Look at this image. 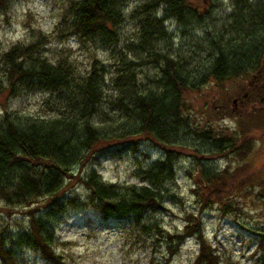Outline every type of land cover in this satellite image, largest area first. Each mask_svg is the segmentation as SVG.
I'll return each instance as SVG.
<instances>
[{
  "label": "trees",
  "instance_id": "obj_1",
  "mask_svg": "<svg viewBox=\"0 0 264 264\" xmlns=\"http://www.w3.org/2000/svg\"><path fill=\"white\" fill-rule=\"evenodd\" d=\"M65 1L51 32H56L60 41L73 37L77 43L85 40L116 43L118 27L126 16L123 13L125 0ZM231 2L238 14L228 16L229 22L218 33L208 31L206 42L199 48L210 60L200 68L191 66V58L195 56L191 48L186 54L172 56L160 50L157 40L166 35L163 25L166 16L181 25L198 24L203 22L206 13L202 11L203 7L198 3L191 4L190 0H146L131 10L129 17L135 21L136 34L127 43L131 47L127 45L126 51L132 52L143 63L150 62L157 67L152 87H142L134 68L137 62L118 51L117 63L109 78L110 92H104V71L97 59L91 58L86 73L79 76L67 56L57 53L48 60L41 55V47L48 35L45 32L38 31L26 43H13L3 50L0 68L4 84L0 81V93L6 90L8 95H15L19 86L28 90L38 87L44 92L65 90L74 101H68V111L65 109L56 116L37 118L24 125L16 124L8 110L2 109L0 201L7 216L10 208L25 207L27 226L15 234L1 226L0 262L13 264L12 248L24 245L49 264H62L61 255L52 246L54 233L50 220L67 203L92 208L106 217H127L149 229L143 220L145 213L163 207L164 191L175 185L173 164L185 152L188 138L194 137L201 149L205 145L206 153L217 151L223 156L239 159L248 153L251 137L247 131L255 123L237 118L238 134L216 133L209 126H191L190 119L183 113L187 108L184 99L191 88H199L197 83L212 78L219 88L228 82L239 87L264 63V0ZM7 3L8 0H0V10L6 9ZM159 8L163 12L160 17L156 15ZM191 71L200 78L193 79ZM104 103H110L118 117H100L101 122L95 125L92 117L103 114L100 109ZM209 111L211 113L207 115L212 119L232 116L227 98L213 103ZM141 136L158 145L163 152L159 159L139 170L140 184L105 181L93 167L81 171L85 160L94 162L97 155L107 152L112 144L123 148L133 144L135 149ZM187 149L197 156L205 153L191 143ZM197 168L201 170L200 179L205 190L198 195L202 201L200 209L214 199L224 198L236 184L234 171H228L227 167L207 169L199 163ZM71 179L85 189L81 202L75 201L74 197L66 202L61 200ZM192 191L196 192V189ZM41 198L48 202L45 206L42 204L41 214H36ZM228 207L229 204L224 208ZM222 210L225 214L226 210ZM182 218L179 231L168 232L157 224L152 225L156 239L165 244L164 264L176 255L178 245L188 236L198 242L192 264H229L203 236L202 224L191 211H186ZM253 233L258 237L259 247H264V228Z\"/></svg>",
  "mask_w": 264,
  "mask_h": 264
},
{
  "label": "rangeland",
  "instance_id": "obj_2",
  "mask_svg": "<svg viewBox=\"0 0 264 264\" xmlns=\"http://www.w3.org/2000/svg\"><path fill=\"white\" fill-rule=\"evenodd\" d=\"M145 1L125 0L123 13L126 16L118 27L116 43L108 44L107 40H104L102 44L97 40L77 43L73 37L60 41V37H56V32L51 33L65 5V0H8L6 9L0 10V54L13 43H26L35 34L37 35L38 31L45 32L48 35L41 47V55H45L48 60H52L57 53L67 56L79 76L86 73L91 58L97 59V64L104 71V92H110L109 78L117 63L118 51L126 53L131 60L137 62L134 68L137 70L138 82L142 87H152L153 80L157 76V67L150 62L143 63L138 57L136 59L132 52L126 51L127 43L136 34L135 21L129 17L130 12L136 5ZM190 3H198L203 7L202 11L206 12L203 22L181 25L174 18L166 16L163 19L166 35L157 42L161 51L172 56L186 54L191 48L195 51V56L191 58V66L200 68L210 60L209 56H203L199 48L200 44L203 46L206 42L208 31L218 33L229 22L228 16L234 17L238 13L232 7L231 0H190ZM162 13L160 8L156 11L158 17L162 16ZM190 73L193 79L200 78L196 72ZM0 81L4 84L1 68ZM240 86L224 83L225 91L223 87L219 88L212 78L197 83L199 88L195 90L191 88L184 99L187 106L186 111L183 112L184 116L190 119L191 126L205 125L216 133L227 131L238 134L237 118L247 119L252 123L255 116L252 117L251 113L254 114L257 109L255 106L254 109H250V104L241 103L242 101L237 99V107L232 111L231 117L212 119L208 115L211 113L209 108L213 103L218 104L226 98L229 108H232L231 99L236 98V92L238 94L242 92ZM15 90L17 92L15 95H8L6 90L0 93V115L5 108L11 117H14L15 123L20 125L37 118L56 116L58 112L66 109L68 101H74L65 90L44 92L38 87L35 90H28L21 86ZM100 112L105 114L99 113L92 117L95 125L101 122L100 117H109V115L118 117L117 112L110 107V103H104ZM207 121L210 123H206ZM259 121L262 122V119L259 118L256 122ZM263 127V123L255 124L247 131L251 137V145L248 153L240 159L236 156L234 158L223 156L217 151L206 153L205 145L203 150L194 137L188 138L185 147L189 148L191 143V146L194 145L205 153L197 156L184 148L185 152L180 154L173 164L175 185L169 186L168 190L164 191L163 207H156L145 213L143 220L150 226L149 229H144L139 223H134L127 217L119 218L115 215L106 217L92 208L77 207L78 205L67 203L62 211L50 220L54 233L52 246L56 253L61 255L62 264H164L165 244L161 239H156L152 225L157 224L168 232L179 231L183 224L182 216L186 211H191L198 218L202 224L203 236L229 264H264V247H259L258 237L253 233L254 230L264 228ZM137 140L135 149L133 144L124 148L112 144L107 152L97 155V160L94 162L85 160L81 165V171L93 167L105 181L140 184L139 170L159 159L163 151L143 136ZM199 163L207 169L215 166L218 169L227 167L228 171H234L237 179L236 184L231 187L232 190L227 191L224 198L214 199L203 209L199 208L202 201L198 195L205 191L200 179L201 170L197 168ZM192 189H196V192ZM84 194V187L71 179L66 184L61 200L66 202L74 197L75 201L81 202ZM45 199L39 200L36 214H41L43 211L42 204L45 206L48 202ZM227 204L230 208L226 209L224 207ZM222 209L226 210L225 214H222ZM2 225L10 234H15L22 227L26 228V208L22 206L10 208L7 216L0 201V229ZM180 243L176 255L167 264H192V259L197 254L198 242L193 236H188ZM12 249L15 257L13 264H49L24 245L22 247L14 245Z\"/></svg>",
  "mask_w": 264,
  "mask_h": 264
},
{
  "label": "flooded vegetation",
  "instance_id": "obj_3",
  "mask_svg": "<svg viewBox=\"0 0 264 264\" xmlns=\"http://www.w3.org/2000/svg\"><path fill=\"white\" fill-rule=\"evenodd\" d=\"M263 70H264V63H262V65L257 69L255 73H252V76H250V79L248 81L242 82V85L240 86L242 92H240L239 94L238 92H236L235 93L236 98L232 97L231 99V103H232L231 105L232 108H230L231 112L235 111V107H237L236 106L237 99L239 101H242L241 103L244 102L245 104H250L251 105L249 106L250 109H254V106L257 108V109L255 108L256 110L253 112L254 114L251 113L252 117L255 116V120L252 123H255L256 125L257 124L262 125V123L264 125V116H262V111L264 110V86H262L264 81ZM259 118L262 119V122L259 121L260 123L256 122ZM262 130L264 131V127Z\"/></svg>",
  "mask_w": 264,
  "mask_h": 264
}]
</instances>
